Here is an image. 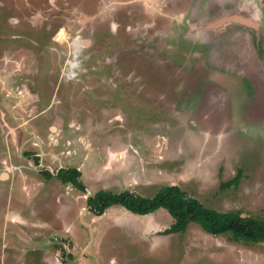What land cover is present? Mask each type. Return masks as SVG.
<instances>
[{"label": "rangeland", "instance_id": "374dc122", "mask_svg": "<svg viewBox=\"0 0 264 264\" xmlns=\"http://www.w3.org/2000/svg\"><path fill=\"white\" fill-rule=\"evenodd\" d=\"M134 5L143 18L114 13ZM162 13L161 0H0V264H264V240L196 222L164 233L174 218L163 207L87 206V187L151 196L174 183L210 208L264 218V0ZM226 14L253 22L218 23ZM179 89L171 107L156 95ZM124 141L133 156L107 172L106 147ZM62 157L85 192L41 174Z\"/></svg>", "mask_w": 264, "mask_h": 264}, {"label": "trees", "instance_id": "16d2710c", "mask_svg": "<svg viewBox=\"0 0 264 264\" xmlns=\"http://www.w3.org/2000/svg\"><path fill=\"white\" fill-rule=\"evenodd\" d=\"M45 178L55 176L62 183L70 182L78 189L85 190L76 167H59L55 173L42 169ZM240 172L229 179L225 185L236 182ZM87 206L96 214H101L107 207L118 204L131 212L145 214L159 207L165 208L174 218L164 233L184 230L187 223L196 222L206 232L213 234L229 233L232 239L247 241L264 240V218L242 215L240 211H219L210 208L197 198L188 196L178 184L160 186L151 196H144L130 190L110 192L99 189L86 198Z\"/></svg>", "mask_w": 264, "mask_h": 264}, {"label": "flooded vegetation", "instance_id": "af4514ba", "mask_svg": "<svg viewBox=\"0 0 264 264\" xmlns=\"http://www.w3.org/2000/svg\"><path fill=\"white\" fill-rule=\"evenodd\" d=\"M114 1H117V2H123V3H127V2H131V1H133V0H114ZM162 2H163V13L162 14H164V15H161V16H163V17H170V14H171V12H173L174 14H176V13H178V11H181V9H182V1L183 0H161ZM197 0H189V2H196ZM166 2V3H165ZM179 2V3H178ZM126 5V4H125ZM168 6H170V7H168ZM167 7V8H166ZM165 8V9H164ZM137 9V13H138V15H137V17H139V18H143L144 16H145V14H146V11L142 8L141 9V7L140 6H138V5H134L133 7H130V8H126V9H123L122 11H120V10H118V9H116L115 11H114V13L116 14V15H118V13H124L125 15H126V17L127 16H132L133 15V17H135V15H134V10H136ZM162 9V8H161ZM171 10H173V11H171ZM190 11H191V14L192 13H194V15H196V13H197V10H196V8L194 7V5H192L191 6V8H190ZM251 18H253V17H251ZM250 17H242V14H226V15H223V16H221V18L217 21L218 23H221V22H225V21H228V20H238V21H241V22H253L252 20L253 19H251ZM138 20V19H137ZM143 24H144V21H143ZM159 26L160 27H163L165 24H166V21L164 20V19H162L161 18V20L159 21ZM114 27V26H113ZM113 27H111V31L112 30H114V31H116V29H117V26L115 27V28H113ZM129 27V26H128ZM135 27H137V26H135ZM130 28V27H129ZM124 30H126V29H124ZM81 40H86V42H83V44H86L87 42H88V38H84V39H80V41ZM176 42L178 43V45L175 47V45H176V43L175 42H171V44H168V46L170 47V49H172L173 50V53H172V55H173V60H175V61H179V60H181L183 57H182V54H183V52H182V49H181V47H180V45H179V42L176 40ZM81 43H82V41H81ZM147 45V46H146ZM145 45V52H149V43L148 44H146ZM167 46V45H166ZM167 46V47H168ZM118 50V47L116 46V48H115V51H117ZM130 51H131V49L130 48H128L127 49V52H129L130 53ZM116 53V56H117V52H115ZM131 54H132V51H131ZM131 54L130 55H128V57H126V58H128L129 60L128 61H130V56H131ZM119 55V54H118ZM144 55V54H143ZM116 60V59H115ZM162 61H165V60H163V59H161ZM129 65H131V62H129ZM172 78V77H171ZM166 91H158L157 93H156V95H159L158 97L161 99V98H164V104H165V106H167V107H171L173 104L175 105V104H177V100H179V99H181L182 97H185V94H182L181 95V90L179 89V90H176L175 91V96H173V99H171V100H169V101H167V100H165V97H166V93H165ZM177 92V93H176ZM185 93V92H184ZM178 97V98H177ZM57 170H55V172H56ZM52 172V171H51ZM55 172H52V173H55ZM67 183H70V182H67ZM66 183V184H67ZM71 184V183H70ZM73 185V184H72ZM74 186V185H73Z\"/></svg>", "mask_w": 264, "mask_h": 264}, {"label": "crops", "instance_id": "0c3cea01", "mask_svg": "<svg viewBox=\"0 0 264 264\" xmlns=\"http://www.w3.org/2000/svg\"><path fill=\"white\" fill-rule=\"evenodd\" d=\"M83 141H84V143H83V145L84 146H86V147H91L92 145H90V143H86L85 141V139H83ZM128 141H124V142H120V143H117L116 145H114V146H107L106 147V149H105V152H106V156H105V160L103 161V162H101V166L104 168H109L108 169V171L107 172H111V173H114V174H118L119 172V170H120V168H122V167H124V165L127 163V160H126V158L127 157H132L133 155H131L132 153H130L129 152V144L127 143ZM139 147H140V145L137 147V153L136 154H139L140 153V150H139ZM89 149V148H88ZM87 149V150H88ZM71 154V153H70ZM68 155V154H67ZM84 157L86 158V154L84 155ZM141 160V159H140ZM68 161V162H67ZM57 162H60V163H65V162H67V163H65V165H62V166H60V167H70V166H67V165H69L68 163H73V161L72 160H69V158H65V157H62L61 159L59 158L58 159V161ZM114 163L116 164V163H118L119 164V167H115L114 166ZM77 167L78 168H80V166L79 165H77ZM76 167V168H77ZM59 168V167H58ZM57 168V169H58ZM77 168V169H78ZM102 168V169H103ZM101 173V172H100ZM130 173H131V180H132V182L133 183H136L137 181V179H138V177H140L139 175H138V173L137 172H132L131 170H130ZM4 174V173H3ZM104 177H106V175H103ZM60 181V180H59ZM102 181V179H100L99 178V183H103V182H101ZM61 182V181H60ZM62 183V182H61ZM172 184H174V183H172ZM66 185H70V183H67ZM72 186V185H71ZM73 187V186H72ZM87 187V186H86ZM99 189H102V188H98V189H91V188H89V187H87V190L88 191H91L93 194L97 191V190H99ZM122 190H126V188H122ZM133 189H130V191H132ZM67 191V190H66ZM69 191V190H68ZM132 192H134V191H132ZM135 193V192H134ZM84 195V194H83ZM112 206V205H111ZM121 206V205H120ZM110 207V206H109ZM109 207H107L106 209L107 210H109ZM116 208V209H115ZM115 208H114V212H115V214L116 213H118V210L119 209H124L125 207H123V206H121V207H118V206H115ZM126 209V208H125ZM124 209V210H125ZM158 209V208H157ZM116 210H117V212H116ZM128 210V209H127ZM126 211V210H125ZM111 212H112V214H114V212L111 210ZM114 214V215H115ZM96 216V215H95Z\"/></svg>", "mask_w": 264, "mask_h": 264}, {"label": "bare ground", "instance_id": "6f19581e", "mask_svg": "<svg viewBox=\"0 0 264 264\" xmlns=\"http://www.w3.org/2000/svg\"><path fill=\"white\" fill-rule=\"evenodd\" d=\"M61 32H62V31H61ZM81 41H82V43H83V42H86V40H81ZM3 175H5V174H3Z\"/></svg>", "mask_w": 264, "mask_h": 264}]
</instances>
